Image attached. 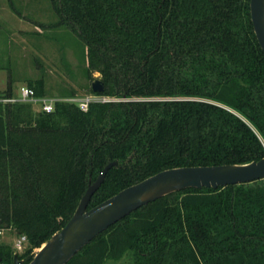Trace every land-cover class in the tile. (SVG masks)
Returning <instances> with one entry per match:
<instances>
[{"label":"trees","instance_id":"16d2710c","mask_svg":"<svg viewBox=\"0 0 264 264\" xmlns=\"http://www.w3.org/2000/svg\"><path fill=\"white\" fill-rule=\"evenodd\" d=\"M50 1L84 43L87 75L100 74L103 91L90 92L128 100L86 111L65 100L50 112L0 104V228L25 236L21 264L64 226L108 162L117 164L87 208L164 169L264 157V52L249 0ZM169 8L170 25L180 26L173 34L191 42L182 61L162 44ZM27 86L45 95L41 78ZM12 94L11 84L0 92ZM126 252L133 264H264V179L167 194L65 264H104ZM13 253L0 241L1 264H13Z\"/></svg>","mask_w":264,"mask_h":264},{"label":"rangeland","instance_id":"374dc122","mask_svg":"<svg viewBox=\"0 0 264 264\" xmlns=\"http://www.w3.org/2000/svg\"><path fill=\"white\" fill-rule=\"evenodd\" d=\"M167 14L162 24V44L175 48L177 60L182 61L191 42L183 44L179 41L181 35L175 36L172 30L180 26L170 25V8ZM86 62L83 41L59 21L50 0H0V92L11 84L13 94H17L21 85L41 78L48 97L65 101L84 98L93 94L91 82L100 78L98 72L87 75ZM32 109L40 111V106L32 105ZM17 236L14 229H5L0 234V241L14 250L13 242ZM26 246L25 242L17 253ZM104 264H133L131 253L126 252L119 260L108 259Z\"/></svg>","mask_w":264,"mask_h":264},{"label":"water","instance_id":"95a60500","mask_svg":"<svg viewBox=\"0 0 264 264\" xmlns=\"http://www.w3.org/2000/svg\"><path fill=\"white\" fill-rule=\"evenodd\" d=\"M249 13L255 38L264 52V0H249ZM90 89L93 93L102 92V80L95 78ZM115 164L114 161L106 164L97 178L88 184L71 217L41 244L27 264H65L82 246L109 226L137 208L172 192L186 188H217L264 179V157L241 164L174 167L150 175L87 208L106 172ZM21 263L14 251L13 264Z\"/></svg>","mask_w":264,"mask_h":264},{"label":"built area","instance_id":"2783aa9c","mask_svg":"<svg viewBox=\"0 0 264 264\" xmlns=\"http://www.w3.org/2000/svg\"><path fill=\"white\" fill-rule=\"evenodd\" d=\"M60 99L51 98L46 95L37 97L34 94V91L32 88L28 87L27 85H21L18 89L17 94H12L10 96H3L0 95V104H12V103H29L31 105L37 104L40 106V111L43 112H50L53 110V105L55 101H59ZM67 101L75 102L77 106L83 110L86 111L88 108L89 103L91 102H108L113 101L109 96H101L98 95L97 97L95 95H88L81 99H70ZM5 229L0 228V234ZM26 242V238L24 235H18L13 242V248L16 252L21 251L24 244ZM1 264V261H0Z\"/></svg>","mask_w":264,"mask_h":264},{"label":"flooded vegetation","instance_id":"af4514ba","mask_svg":"<svg viewBox=\"0 0 264 264\" xmlns=\"http://www.w3.org/2000/svg\"><path fill=\"white\" fill-rule=\"evenodd\" d=\"M178 99H191V98H178ZM127 100H128V99H127ZM127 100H126V101H127ZM130 100H171V98H150V99H137V98L134 99V98H133V99H130ZM111 162H113V161H111ZM114 162H115V161H114ZM108 163H109V162H108ZM108 163H107V164H108ZM116 164H117V163H116ZM116 164H115V165H116ZM115 165H114V166H115ZM112 167H113V166H112ZM96 178H97V177H96ZM92 182H93V181H92ZM92 182H90V183H92ZM90 183H89V184H90Z\"/></svg>","mask_w":264,"mask_h":264}]
</instances>
